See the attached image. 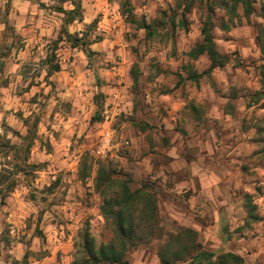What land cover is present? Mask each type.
<instances>
[{
    "label": "clouds",
    "instance_id": "1",
    "mask_svg": "<svg viewBox=\"0 0 264 264\" xmlns=\"http://www.w3.org/2000/svg\"><path fill=\"white\" fill-rule=\"evenodd\" d=\"M0 264H264V0H0Z\"/></svg>",
    "mask_w": 264,
    "mask_h": 264
}]
</instances>
